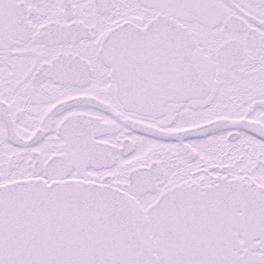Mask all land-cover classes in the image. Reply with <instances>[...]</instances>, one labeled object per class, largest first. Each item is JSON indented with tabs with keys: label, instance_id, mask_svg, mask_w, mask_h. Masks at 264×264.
<instances>
[{
	"label": "snow or ice",
	"instance_id": "obj_1",
	"mask_svg": "<svg viewBox=\"0 0 264 264\" xmlns=\"http://www.w3.org/2000/svg\"><path fill=\"white\" fill-rule=\"evenodd\" d=\"M0 264H264V0H0Z\"/></svg>",
	"mask_w": 264,
	"mask_h": 264
}]
</instances>
